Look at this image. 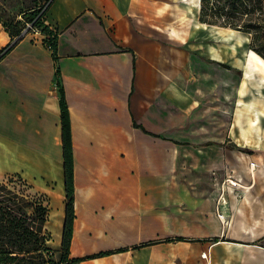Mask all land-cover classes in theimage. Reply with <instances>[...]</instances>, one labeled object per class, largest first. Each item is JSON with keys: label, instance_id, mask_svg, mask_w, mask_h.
I'll return each mask as SVG.
<instances>
[{"label": "crops", "instance_id": "0c3cea01", "mask_svg": "<svg viewBox=\"0 0 264 264\" xmlns=\"http://www.w3.org/2000/svg\"><path fill=\"white\" fill-rule=\"evenodd\" d=\"M135 2L53 0L46 21L58 34V57L47 46L45 34L28 33L0 58V180L19 176L39 193L49 194L50 204L52 199L59 204L60 243L66 211L63 86L71 118L75 178L72 257L123 248L81 264H171L168 252L176 244L190 250L188 264H264V219L253 233L243 232L231 240L189 237L136 247L165 237L154 230L153 197L143 192L150 183L122 181L118 176L127 170L118 164L117 140L135 135L158 145V133L165 125L201 130L218 125L221 117L217 124L212 121L216 114L210 104L220 101L225 79L220 77L223 67L216 68L222 61L214 56L213 60L209 49L198 46L205 34H189L185 40L177 35L173 46L160 45L151 26H155L154 15H145V6ZM195 2L200 7V0ZM189 39L192 46L187 45ZM12 41L0 21V50ZM184 46L193 54L178 57V51L184 54ZM212 47L216 46H211L214 55ZM237 93L242 96L239 89ZM162 100L174 102L176 116H166ZM134 122L153 135L134 127ZM220 200L227 201L224 195ZM50 218L51 212L46 226ZM219 218L227 222L225 215ZM221 243L226 244L217 249ZM229 245L238 252H229ZM157 251L162 254L156 256ZM205 251L210 259L202 257Z\"/></svg>", "mask_w": 264, "mask_h": 264}, {"label": "rangeland", "instance_id": "374dc122", "mask_svg": "<svg viewBox=\"0 0 264 264\" xmlns=\"http://www.w3.org/2000/svg\"><path fill=\"white\" fill-rule=\"evenodd\" d=\"M22 1L6 0L11 4ZM2 2L0 0V4H4ZM135 3L145 6V15H154L155 19L151 20L155 26H151L156 29L160 45L173 46L177 35L185 40L189 34H205L198 46L201 50L209 49L212 59L211 46H217L215 50L221 59L216 60L222 62L217 63L216 68L221 70L220 66L223 67L224 74L220 77L225 82L221 87L220 101L210 104L217 116H213L212 121L217 124L218 115L221 117L218 125L208 126L205 130L189 125H165L158 133L161 137L158 145H151L135 135L117 140L118 164L127 170V173L118 174L120 180L150 183L143 192L153 197L152 224L154 230L159 231V237L182 235L214 242L215 237L220 241L231 240L242 237L243 232L253 233L264 219V60L257 59L259 54L250 49L248 35L242 31L201 22L200 7L197 8L195 0H189V3L183 0H136ZM148 7L154 11H148ZM134 16L145 19L144 16ZM139 23L143 25V22ZM115 39L119 42L121 36ZM215 40L220 43H214ZM187 45H193L190 39ZM119 46L123 45L119 43ZM182 49L184 54L178 51V57L193 54L190 47ZM238 89L242 96L237 93ZM211 99L214 101L213 95ZM162 101L166 116H176L174 102ZM208 104L206 102L204 108ZM252 164H255L254 169ZM231 181L238 184L233 185ZM14 185L38 193L33 183L24 185L16 181ZM44 194L50 203V195ZM221 195L226 197V202H221ZM51 202V218L46 227L52 238L48 243L59 248L61 242L57 241L61 228L57 216L62 210L53 199ZM221 213L227 222L221 221ZM224 244H218L217 249ZM229 246H232L229 252H238V248L233 247L235 245ZM189 252L173 244L168 252L171 264H188ZM161 254L156 252V256ZM58 256L56 253L55 257Z\"/></svg>", "mask_w": 264, "mask_h": 264}, {"label": "trees", "instance_id": "16d2710c", "mask_svg": "<svg viewBox=\"0 0 264 264\" xmlns=\"http://www.w3.org/2000/svg\"><path fill=\"white\" fill-rule=\"evenodd\" d=\"M2 3L4 4H0V21L13 41L0 50V58L25 37L21 32L27 23H32L34 27L41 29L42 34L46 36L47 46L53 50L54 56L58 57V34L46 21L47 11L53 0H23L16 4L3 0ZM199 14L201 22L248 34L250 48L264 59V0H200ZM60 98L66 178V211L61 245L59 248H53L48 243L52 235L46 227V222L51 210L46 195L18 189L14 182L20 181L24 185L28 182L19 176L11 175L8 181L0 180V264H81L82 261L93 257L125 250L120 248L77 257L71 256L73 225L76 218L75 178L71 118L63 86L60 87ZM134 127H140L153 135L139 123L134 122ZM189 239L176 236L142 243L136 247L155 244L158 241ZM219 240L217 237L213 238L215 242ZM56 253L59 254L57 258Z\"/></svg>", "mask_w": 264, "mask_h": 264}, {"label": "built area", "instance_id": "2783aa9c", "mask_svg": "<svg viewBox=\"0 0 264 264\" xmlns=\"http://www.w3.org/2000/svg\"><path fill=\"white\" fill-rule=\"evenodd\" d=\"M28 33H33L35 35L42 34L41 29L39 27L38 28L34 27L32 23H27L26 27L21 32V35L26 36V34H28ZM203 256L208 257L206 254V251H205V253H203Z\"/></svg>", "mask_w": 264, "mask_h": 264}, {"label": "bare ground", "instance_id": "6f19581e", "mask_svg": "<svg viewBox=\"0 0 264 264\" xmlns=\"http://www.w3.org/2000/svg\"><path fill=\"white\" fill-rule=\"evenodd\" d=\"M198 2H199V1H198ZM237 31H238V30H237ZM240 32H241V31H240ZM215 46H216V45H215ZM215 48H217V46H216V47H213V49H214V55H213L214 58H215V59H216V58H217V59H221V55L215 50ZM240 59H241V58H240ZM257 59L260 60V61L262 60L261 57H259L258 55H257ZM250 63H251V62H250ZM249 68H250V67H249ZM254 168H255V164H252V169H254ZM231 183H232L233 185L238 184L237 181H231ZM224 200H225V199L222 197V201H224ZM223 216H224L223 214L220 215V217H222V218H223ZM57 217H59V216H57ZM206 254H207L208 258L210 259V254H209L208 252H206ZM202 257L206 259L205 256L202 255Z\"/></svg>", "mask_w": 264, "mask_h": 264}]
</instances>
